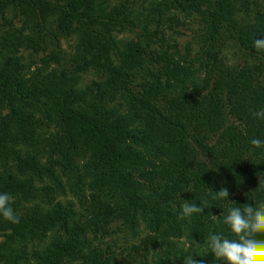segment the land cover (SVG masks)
<instances>
[{
    "label": "trees",
    "instance_id": "1",
    "mask_svg": "<svg viewBox=\"0 0 264 264\" xmlns=\"http://www.w3.org/2000/svg\"><path fill=\"white\" fill-rule=\"evenodd\" d=\"M113 1L2 0L0 20L38 5L81 42L71 65L52 55L31 73L18 54L35 39L0 37V264H125L100 242L120 221L149 231L126 264H264V13L237 29L252 66L216 45L196 66L177 44L122 49L114 32L179 24L210 0ZM88 71L99 79L82 88Z\"/></svg>",
    "mask_w": 264,
    "mask_h": 264
},
{
    "label": "rangeland",
    "instance_id": "2",
    "mask_svg": "<svg viewBox=\"0 0 264 264\" xmlns=\"http://www.w3.org/2000/svg\"><path fill=\"white\" fill-rule=\"evenodd\" d=\"M52 2L62 4L64 0H52ZM221 2H224V13L230 10V14L228 16L223 15L218 25L214 26L211 22L210 14L216 10V6ZM118 3L119 0H114L112 5L115 7ZM1 4L2 0H0V6ZM36 6L8 5L4 11L6 21L0 20V37L7 36L9 31L10 34L16 32L18 37L29 36L35 39L37 47H23L18 54L26 65H31V73L38 68L44 67L42 60L45 58L49 59L52 55L62 58V64L71 65L72 59L77 54L76 50L81 42V36L78 32H72V27L67 28L66 31L61 30L64 23L59 15L46 14L39 7L36 8ZM207 9V14H193V16L186 18L179 13V24L169 22L167 15L162 18L163 22L159 26L158 22L150 25L146 33L142 30L143 28H133L127 24L124 28L125 30L121 28V30L115 31L114 36L122 49L128 43H139L142 46H146L149 43L156 50H160L161 42L166 43L165 48L177 44L183 57L187 56V51H189L192 60L196 61V66L204 63L206 53L212 50L213 45H216L229 67L240 69L252 66L254 60L240 46L237 29L244 25L253 24L257 16L264 13V0H210ZM148 11L138 9L133 14V21L138 23L144 21L149 14ZM117 19L119 20V18ZM50 65V69H60V64L54 61ZM80 77L82 88L91 85L99 79L92 71L81 73ZM6 114L7 112L4 111V115ZM33 114L42 121L45 118V115H42L37 110ZM49 132L53 134V129ZM69 197L68 199L74 200L71 194ZM77 210H79V206H77ZM111 232L113 233L112 237L106 235L100 239L102 247L111 246L117 259L125 264L137 257L133 247L141 245L143 239L149 234V231L146 230V225L142 224L139 234L134 235L122 221L114 223L111 226ZM6 240L7 236L0 234V245H3ZM171 241L178 243L185 250L190 248L186 238L176 239L171 237ZM193 264H197V262Z\"/></svg>",
    "mask_w": 264,
    "mask_h": 264
}]
</instances>
